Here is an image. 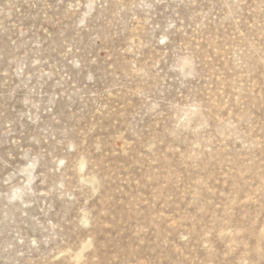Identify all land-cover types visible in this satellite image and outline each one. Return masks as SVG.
<instances>
[{
    "label": "rangeland",
    "instance_id": "1",
    "mask_svg": "<svg viewBox=\"0 0 264 264\" xmlns=\"http://www.w3.org/2000/svg\"><path fill=\"white\" fill-rule=\"evenodd\" d=\"M0 264H264V0H0Z\"/></svg>",
    "mask_w": 264,
    "mask_h": 264
}]
</instances>
